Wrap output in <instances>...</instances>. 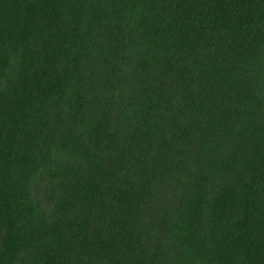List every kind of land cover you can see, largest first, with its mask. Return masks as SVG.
Here are the masks:
<instances>
[{
  "label": "trees",
  "instance_id": "1",
  "mask_svg": "<svg viewBox=\"0 0 264 264\" xmlns=\"http://www.w3.org/2000/svg\"><path fill=\"white\" fill-rule=\"evenodd\" d=\"M0 264H264V0H0Z\"/></svg>",
  "mask_w": 264,
  "mask_h": 264
}]
</instances>
